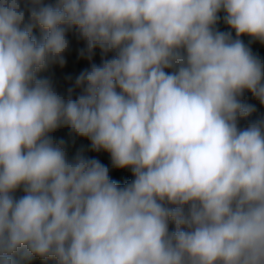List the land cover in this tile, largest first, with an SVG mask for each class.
<instances>
[{
    "label": "clouds",
    "instance_id": "9594fccd",
    "mask_svg": "<svg viewBox=\"0 0 264 264\" xmlns=\"http://www.w3.org/2000/svg\"><path fill=\"white\" fill-rule=\"evenodd\" d=\"M254 43L264 0H0V264H264Z\"/></svg>",
    "mask_w": 264,
    "mask_h": 264
},
{
    "label": "trees",
    "instance_id": "16d2710c",
    "mask_svg": "<svg viewBox=\"0 0 264 264\" xmlns=\"http://www.w3.org/2000/svg\"><path fill=\"white\" fill-rule=\"evenodd\" d=\"M219 28L221 30H227V27L223 24V22L220 23ZM35 34L37 36L40 35L39 29L35 30ZM69 39L70 51L67 54L68 63L66 68L61 69L59 68V66H52L45 73L42 74L50 77L53 80L57 90L60 92H65L66 89L70 86L69 81L66 79L68 75H72L74 77L75 75H78L82 69L89 66L86 58L80 56V49L85 47L84 41L78 39L75 33H70ZM245 42H247V38H245ZM251 46L256 54L260 55L261 57H264V46L260 45L259 43H254ZM100 61L101 55L99 53V50H97L96 55L94 57V62L100 63ZM244 100L246 103L255 106V111L250 117V119H264V105H261L259 101L252 97L250 93H247L245 95ZM245 124V121H241V127H244ZM56 135L62 136L67 139V130L62 129ZM81 146L88 150V155L98 156V158H100L103 162L109 163L107 154H96L90 151L89 142L87 140H77L76 145L74 147H70V153L75 152V150L77 148H80ZM112 174L114 178L120 180L121 183L131 179V174L129 172H113ZM29 264H44V262L40 261L39 259H33L29 262Z\"/></svg>",
    "mask_w": 264,
    "mask_h": 264
}]
</instances>
